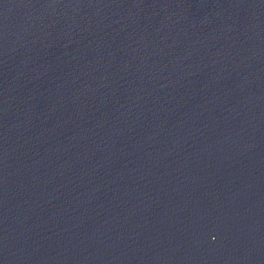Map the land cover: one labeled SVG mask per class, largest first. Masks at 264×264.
I'll return each mask as SVG.
<instances>
[{
	"label": "water",
	"instance_id": "95a60500",
	"mask_svg": "<svg viewBox=\"0 0 264 264\" xmlns=\"http://www.w3.org/2000/svg\"><path fill=\"white\" fill-rule=\"evenodd\" d=\"M0 264H264V0H0Z\"/></svg>",
	"mask_w": 264,
	"mask_h": 264
}]
</instances>
